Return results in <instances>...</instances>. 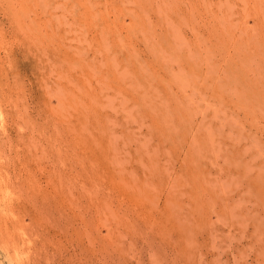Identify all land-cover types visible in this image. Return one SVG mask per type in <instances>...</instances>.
<instances>
[{
    "label": "rangeland",
    "instance_id": "rangeland-1",
    "mask_svg": "<svg viewBox=\"0 0 264 264\" xmlns=\"http://www.w3.org/2000/svg\"><path fill=\"white\" fill-rule=\"evenodd\" d=\"M0 264H264V0H0Z\"/></svg>",
    "mask_w": 264,
    "mask_h": 264
}]
</instances>
